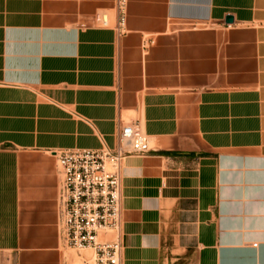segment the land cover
Returning a JSON list of instances; mask_svg holds the SVG:
<instances>
[{
	"label": "crops",
	"instance_id": "obj_1",
	"mask_svg": "<svg viewBox=\"0 0 264 264\" xmlns=\"http://www.w3.org/2000/svg\"><path fill=\"white\" fill-rule=\"evenodd\" d=\"M115 24L114 0H0V264L76 262L53 153L129 123L151 149L121 165L120 264H264V0H128Z\"/></svg>",
	"mask_w": 264,
	"mask_h": 264
},
{
	"label": "built area",
	"instance_id": "obj_2",
	"mask_svg": "<svg viewBox=\"0 0 264 264\" xmlns=\"http://www.w3.org/2000/svg\"><path fill=\"white\" fill-rule=\"evenodd\" d=\"M127 5L128 0H114L119 35L125 34ZM150 149L145 134L129 123L121 126L114 150L53 153L60 175V236L74 250H91L92 264L121 263V165L127 156L146 154Z\"/></svg>",
	"mask_w": 264,
	"mask_h": 264
},
{
	"label": "rangeland",
	"instance_id": "obj_3",
	"mask_svg": "<svg viewBox=\"0 0 264 264\" xmlns=\"http://www.w3.org/2000/svg\"><path fill=\"white\" fill-rule=\"evenodd\" d=\"M64 244H65V242H64ZM65 246L70 249V252L75 257L76 262L74 264H84L83 263L84 260L86 262H91V260H92V253H91V251H87V250H74V249L70 248L69 246H67L66 244H65ZM76 254H81L80 258H77L76 257Z\"/></svg>",
	"mask_w": 264,
	"mask_h": 264
},
{
	"label": "water",
	"instance_id": "obj_4",
	"mask_svg": "<svg viewBox=\"0 0 264 264\" xmlns=\"http://www.w3.org/2000/svg\"><path fill=\"white\" fill-rule=\"evenodd\" d=\"M232 22H233L232 17H231V16H227V17H226V23H227V24H230V23H232Z\"/></svg>",
	"mask_w": 264,
	"mask_h": 264
},
{
	"label": "bare ground",
	"instance_id": "obj_5",
	"mask_svg": "<svg viewBox=\"0 0 264 264\" xmlns=\"http://www.w3.org/2000/svg\"><path fill=\"white\" fill-rule=\"evenodd\" d=\"M88 251V250H87Z\"/></svg>",
	"mask_w": 264,
	"mask_h": 264
}]
</instances>
